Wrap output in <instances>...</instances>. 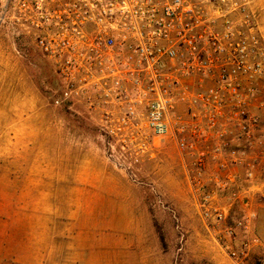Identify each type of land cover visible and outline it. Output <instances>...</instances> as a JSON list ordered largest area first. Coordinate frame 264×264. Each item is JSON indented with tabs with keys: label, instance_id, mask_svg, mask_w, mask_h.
I'll return each mask as SVG.
<instances>
[{
	"label": "built area",
	"instance_id": "obj_1",
	"mask_svg": "<svg viewBox=\"0 0 264 264\" xmlns=\"http://www.w3.org/2000/svg\"><path fill=\"white\" fill-rule=\"evenodd\" d=\"M15 27L59 77L55 106L82 107L134 162L172 140L208 232H250V215L229 224L205 189L237 187L240 170L264 177V48L248 0H0V31ZM212 161L234 173L204 182Z\"/></svg>",
	"mask_w": 264,
	"mask_h": 264
},
{
	"label": "rangeland",
	"instance_id": "obj_2",
	"mask_svg": "<svg viewBox=\"0 0 264 264\" xmlns=\"http://www.w3.org/2000/svg\"><path fill=\"white\" fill-rule=\"evenodd\" d=\"M248 2L264 48V0ZM57 84L59 77L32 36L16 27L0 31V264H86L87 252H76L83 241L75 236L87 228V189L59 186L84 179L87 133L107 159L108 178L123 198L122 205L106 206L110 217L115 208L135 213L143 234L147 248H139L138 263L134 256L128 264H235L221 247L226 245L246 249L238 264H264V177L248 179L240 170L237 187L205 188L217 207L229 210V224L251 216L249 233L212 234L172 140H162L134 162L111 147L82 107L64 112L54 105ZM72 169L75 174L68 173ZM216 171L210 162L204 182L215 175L227 181L234 173L232 167Z\"/></svg>",
	"mask_w": 264,
	"mask_h": 264
},
{
	"label": "crops",
	"instance_id": "obj_3",
	"mask_svg": "<svg viewBox=\"0 0 264 264\" xmlns=\"http://www.w3.org/2000/svg\"><path fill=\"white\" fill-rule=\"evenodd\" d=\"M91 136L93 135L87 133V170L84 179L79 182L69 181L59 186L87 189V199L84 200L87 205L84 218L87 220V228L80 230L75 236L83 241V245L80 244L76 252H87L86 264H128L133 261L134 256L138 263L139 248L147 247L143 245V234L138 224L136 225V215L115 208L112 214L114 216L110 217L106 206L122 205L123 198L119 195L117 182L109 180L107 159L101 149L91 144ZM84 164L86 166V163ZM75 172L73 169L68 171L69 174ZM247 204H251L250 200ZM79 261L75 264H80Z\"/></svg>",
	"mask_w": 264,
	"mask_h": 264
},
{
	"label": "trees",
	"instance_id": "obj_4",
	"mask_svg": "<svg viewBox=\"0 0 264 264\" xmlns=\"http://www.w3.org/2000/svg\"><path fill=\"white\" fill-rule=\"evenodd\" d=\"M57 88H60V84H57ZM59 108L64 112H76L78 106L72 103H64L63 105L59 106Z\"/></svg>",
	"mask_w": 264,
	"mask_h": 264
}]
</instances>
